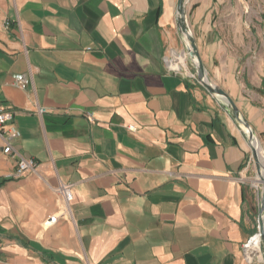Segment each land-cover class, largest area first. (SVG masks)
Here are the masks:
<instances>
[{"label": "crops", "instance_id": "0c3cea01", "mask_svg": "<svg viewBox=\"0 0 264 264\" xmlns=\"http://www.w3.org/2000/svg\"><path fill=\"white\" fill-rule=\"evenodd\" d=\"M177 4L0 0V104L16 131L0 138V264H262L243 253L263 191L248 138L165 63L183 46ZM188 27L264 142V0H193ZM19 157L37 174L12 178ZM62 185L74 199L45 227Z\"/></svg>", "mask_w": 264, "mask_h": 264}, {"label": "built area", "instance_id": "2783aa9c", "mask_svg": "<svg viewBox=\"0 0 264 264\" xmlns=\"http://www.w3.org/2000/svg\"><path fill=\"white\" fill-rule=\"evenodd\" d=\"M174 63H176V60L174 58L170 59L169 61L167 60L168 70L177 71V69L173 67ZM16 82L17 84L22 85V86L28 83L23 76H18L16 78ZM45 111H46L45 109H41L39 112L44 113ZM14 117L15 115L12 111L5 109L3 105L0 104V138H2L3 140H5V134L7 133H8V136L9 135L15 136L16 134V131L11 126V124L14 121ZM3 153L6 155H12V156L16 155V152L13 150V148L11 147L9 143H7V145L4 147ZM38 168H39V165L33 159H26L23 157H19L17 168L11 177L12 178H22L30 174H37ZM59 193L61 194L63 198V202L65 204L63 213L62 215L57 214L53 216L50 220L44 222L43 225L45 227H51L52 225L57 223V221L59 220L61 216H66L69 205L74 199V194H73L71 185H62L59 188ZM260 207H261V202H260ZM263 220L264 218L260 211L259 218L257 221L256 232L248 239L246 244L243 246L244 255L246 256L249 262L257 260V261L264 263V259H263L264 254L262 251L263 240H262V234H261Z\"/></svg>", "mask_w": 264, "mask_h": 264}, {"label": "water", "instance_id": "95a60500", "mask_svg": "<svg viewBox=\"0 0 264 264\" xmlns=\"http://www.w3.org/2000/svg\"><path fill=\"white\" fill-rule=\"evenodd\" d=\"M178 26L179 31L185 41L186 48L190 54V56L194 59V63L197 68V75L199 83L213 96L218 98L223 105L227 108V110L230 112L232 118L236 123L243 128L246 131V136L248 138V142L252 147L253 155L255 158L256 168H257V174L258 177L262 180L263 183V191H262V200H261V214L264 218V176H263V167L258 159V156L256 154V151L253 148V139L255 137L254 131L251 127V125L243 119L241 116V113L236 106L235 102L228 96L226 92H224L221 88L213 84L208 74L204 68L203 62L200 58L198 47L195 41V38L192 34V32L189 30L188 25L186 24V18H185V0H179L178 2ZM197 62H196V60ZM262 239L264 243V220L262 225Z\"/></svg>", "mask_w": 264, "mask_h": 264}, {"label": "rangeland", "instance_id": "374dc122", "mask_svg": "<svg viewBox=\"0 0 264 264\" xmlns=\"http://www.w3.org/2000/svg\"><path fill=\"white\" fill-rule=\"evenodd\" d=\"M178 2H179V0H178ZM192 2H193V0H185V18H186V24L188 25V10H189V8L192 6ZM178 4H177V24H178ZM189 28V27H188ZM178 30H179V26H178ZM190 30V29H189ZM179 33H180V31H179ZM180 36H181V38H182V44H183V46H182V48L180 49V50H172L170 53H169V55H168V57L166 58V60H165V63H166V66L168 67V65H167V60L169 61L170 59H172V58H174V59H176L175 58V56L176 55H180L181 53H185V55H186V65H187V71H185L184 69H178L177 67H176V65H175V63H174V65H173V67L175 68V69H177V71H170V70H168L169 72H171V73H179V74H182V75H184L186 78H189V79H191L192 81H195V82H197L201 87H203L200 83H199V80H198V75H197V68H196V65H195V63H194V59L190 56V54H189V52H188V50H187V48H186V44H185V41H184V39H183V37H182V35H181V33H180ZM19 85V84H18ZM22 86V85H21ZM204 88V87H203ZM205 89V88H204ZM206 90V89H205ZM41 110V109H40ZM39 110V111H40ZM40 113V112H39ZM40 114H42V113H40ZM88 117H89V114H88ZM14 122V121H13ZM11 126L13 127V123L11 124ZM10 126V127H11ZM241 128V127H240ZM243 131H244V133H245V135H246V131L243 129V128H241ZM253 129V128H252ZM254 131V130H253ZM254 134H255V136L257 137V139L260 141V144H261V146H262V148H263V150H264V142H263V139L261 138V137H259L258 136V134H256L255 133V131H254ZM249 146H250V155H251V159H250V164L251 165H254L255 166V168H256V163H255V158H254V155H253V150H252V147H251V145L249 144ZM259 151V148L257 147L256 148V154H257V152ZM6 155V154H5ZM257 156H258V154H257ZM258 159H259V157H258ZM256 172H257V168H256ZM259 178V177H258ZM263 188V183H260V190ZM263 190V189H262ZM59 191V190H58ZM72 191H73V187H72ZM60 194V193H59ZM60 197L62 198V196H61V194H60ZM62 200H63V198H62ZM263 240V239H262ZM244 248V247H243ZM262 251H263V254H264V243H263V246H262ZM243 253H244V251H243ZM245 256V255H244ZM245 258H246V256H245ZM247 259V258H246ZM263 259H264V255H263ZM248 260V259H247ZM257 260H254V261H252V262H256ZM257 262H259L260 263V261H257ZM262 264H264L263 262H261Z\"/></svg>", "mask_w": 264, "mask_h": 264}, {"label": "bare ground", "instance_id": "6f19581e", "mask_svg": "<svg viewBox=\"0 0 264 264\" xmlns=\"http://www.w3.org/2000/svg\"><path fill=\"white\" fill-rule=\"evenodd\" d=\"M175 60H176V67L178 69H184L185 71H187V65H186V55L185 53H181L180 55H176L175 56ZM196 60V59H195ZM197 62V60H196ZM259 148V151L257 152L258 157H259V161L263 167V176H264V150L260 144V141L257 139V137L255 136L253 139V148L256 151V148ZM262 179V178H261ZM260 178H258V182L262 183V180Z\"/></svg>", "mask_w": 264, "mask_h": 264}]
</instances>
